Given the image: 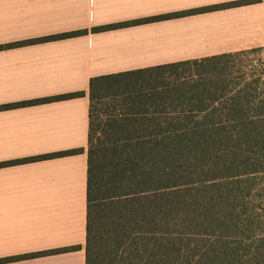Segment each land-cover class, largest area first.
I'll list each match as a JSON object with an SVG mask.
<instances>
[{
  "label": "trees",
  "instance_id": "16d2710c",
  "mask_svg": "<svg viewBox=\"0 0 264 264\" xmlns=\"http://www.w3.org/2000/svg\"><path fill=\"white\" fill-rule=\"evenodd\" d=\"M259 2L243 0L91 31ZM84 34L88 31L26 43ZM261 50L90 80L86 264H264V61L243 60Z\"/></svg>",
  "mask_w": 264,
  "mask_h": 264
},
{
  "label": "crops",
  "instance_id": "0c3cea01",
  "mask_svg": "<svg viewBox=\"0 0 264 264\" xmlns=\"http://www.w3.org/2000/svg\"><path fill=\"white\" fill-rule=\"evenodd\" d=\"M238 1L243 0H0V164L84 150L0 166V264H86L90 80L264 50V0L91 30ZM71 93L84 96L16 106ZM66 248L74 249L42 254ZM35 254L40 255L30 256Z\"/></svg>",
  "mask_w": 264,
  "mask_h": 264
},
{
  "label": "rangeland",
  "instance_id": "374dc122",
  "mask_svg": "<svg viewBox=\"0 0 264 264\" xmlns=\"http://www.w3.org/2000/svg\"><path fill=\"white\" fill-rule=\"evenodd\" d=\"M244 59H252V60H263L264 61V50H261V51H259L258 53H256V54H251V55H249V56H246L245 58H243V60ZM99 113H101V111H99ZM261 201H263L262 202V204L264 205V199L263 200H261ZM260 201V202H261Z\"/></svg>",
  "mask_w": 264,
  "mask_h": 264
}]
</instances>
